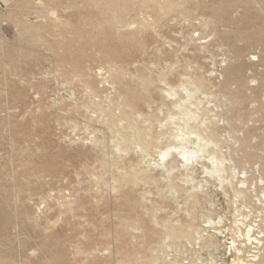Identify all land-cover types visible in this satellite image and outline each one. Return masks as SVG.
Instances as JSON below:
<instances>
[{
  "label": "rangeland",
  "instance_id": "obj_1",
  "mask_svg": "<svg viewBox=\"0 0 264 264\" xmlns=\"http://www.w3.org/2000/svg\"><path fill=\"white\" fill-rule=\"evenodd\" d=\"M116 1L0 0V264H264V0Z\"/></svg>",
  "mask_w": 264,
  "mask_h": 264
},
{
  "label": "bare ground",
  "instance_id": "obj_2",
  "mask_svg": "<svg viewBox=\"0 0 264 264\" xmlns=\"http://www.w3.org/2000/svg\"><path fill=\"white\" fill-rule=\"evenodd\" d=\"M114 1H116V0H114ZM113 2V1H112ZM117 2V1H116ZM120 2V1H119ZM122 2V1H121ZM147 2H149V0L147 1ZM160 2V1H159ZM109 3V2H108ZM149 3H154L155 5L157 4L158 6H159V9H158V11L159 10H161V12H163V14H165L164 12L165 11H167L166 9H169V8H171V6L173 5H171V4H169L170 3V1H169V3L168 4H165V2L163 3V4H158V1L157 0H150V2ZM102 4H104V3H102ZM111 4V3H110ZM114 4V3H113ZM116 4V3H115ZM105 5V4H104ZM117 5V4H116ZM156 5V6H157ZM175 5V4H174ZM111 6H112V4H111ZM113 6H115V5H113ZM122 6V5H121ZM166 7V8H165ZM103 8V7H102ZM121 8V7H120ZM119 8V9H120ZM100 10V9H99ZM121 10H123V9H121ZM165 10V11H164ZM118 11V10H117ZM169 11H170V9H169ZM117 13H119V12H117ZM116 13V14H117ZM121 13V12H120ZM159 13V12H158ZM162 14V15H163ZM120 14H118V16H119ZM115 16V15H114ZM113 18H115V17H113ZM113 18H112V20H113ZM109 19V18H108ZM115 20H120V19H118V17L117 18H115L114 19V21ZM144 23H146V22H144ZM146 24H148V23H146ZM121 40V39H120ZM101 43V42H100ZM99 43V44H100ZM101 45V44H100ZM103 45V44H102ZM104 45H105V43H104ZM106 46L107 45H105L104 47H105V49H106ZM103 47V46H102ZM69 46H68V48H67V50H66V53H67V55L69 54ZM107 52H106V59L109 61V59L110 60H113V59H115V58H117V57H119L120 56V52H118V51H115V50H113V49H107L106 50ZM193 83V82H192ZM193 86V85H192ZM186 93L188 94V98L190 99V97H191V94L192 93H190V92H188V91H186ZM180 102L181 103H179L178 105H177V108H178V110H180V113H181V116L182 117H184V118H186V121H185V126H184V129L183 130H181L180 131V133H179V137H180V139H179V137H178V139H179V141L180 142H182V143H184L185 141H186V137L188 138L189 136H193L195 139H196V141H197V148H198V151L200 152V151H202V150H204V148L207 146V145H209L210 143L212 144L214 141H213V139H212V137H213V133H212V131L210 130V128L208 127V126H204V130L203 131H199L198 129H197V126L195 125L196 123H201V124H203V123H205V120L204 119H201V117L198 115V113H195V112H191L190 111V108L186 105V104H184V102H183V100L181 101L180 100ZM176 105V104H175ZM93 106V105H92ZM100 108V107H99ZM93 112V111H92ZM100 112V111H99ZM98 112V113H99ZM101 115H103V114H101ZM95 116V115H94ZM127 117V116H126ZM125 118V117H124ZM106 120V119H105ZM133 120V119H132ZM120 122V121H119ZM105 123V122H104ZM121 124H117V125H120V128H121V125H122V121L120 122ZM204 125V124H203ZM114 128H115V125H114ZM139 128V127H138ZM135 129V128H134ZM111 129L109 128V131H110ZM180 130V129H179ZM136 131V130H135ZM142 131V130H141ZM110 134H111V132H110ZM119 135V134H118ZM118 135H117V137H118ZM137 137V136H136ZM176 137V138H177ZM120 138V137H119ZM182 138V139H181ZM122 139V138H121ZM200 142L202 143V145L201 146H199L200 145ZM118 144H120V143H118ZM126 144V143H125ZM145 144H146V142H145ZM118 146V145H117ZM119 148H120V146H119ZM176 150H178V155L179 156H181L180 158H184V159H186V160H188V154H194L195 152H193V151H186L182 146H180V147H174ZM118 149V148H117ZM164 153V152H163ZM162 153V154H163ZM161 154V155H162ZM210 159H212L211 161H212V165H216V164H218V162H217V160H215L216 158L215 157H211ZM215 165L213 166V173L214 174H216V173H218V169L215 167ZM145 180V179H144Z\"/></svg>",
  "mask_w": 264,
  "mask_h": 264
},
{
  "label": "snow or ice",
  "instance_id": "obj_3",
  "mask_svg": "<svg viewBox=\"0 0 264 264\" xmlns=\"http://www.w3.org/2000/svg\"><path fill=\"white\" fill-rule=\"evenodd\" d=\"M161 159H163V157H161Z\"/></svg>",
  "mask_w": 264,
  "mask_h": 264
}]
</instances>
